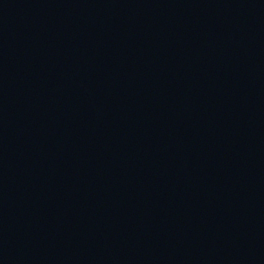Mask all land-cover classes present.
Instances as JSON below:
<instances>
[{
    "label": "water",
    "instance_id": "95a60500",
    "mask_svg": "<svg viewBox=\"0 0 264 264\" xmlns=\"http://www.w3.org/2000/svg\"><path fill=\"white\" fill-rule=\"evenodd\" d=\"M0 264H264V0H0Z\"/></svg>",
    "mask_w": 264,
    "mask_h": 264
}]
</instances>
